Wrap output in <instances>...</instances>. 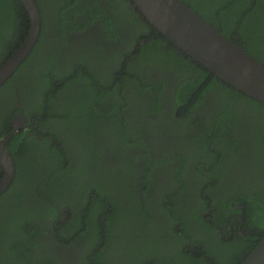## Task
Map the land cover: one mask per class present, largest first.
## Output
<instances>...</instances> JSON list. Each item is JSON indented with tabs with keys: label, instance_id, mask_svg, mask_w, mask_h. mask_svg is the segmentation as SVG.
I'll return each mask as SVG.
<instances>
[{
	"label": "trees",
	"instance_id": "16d2710c",
	"mask_svg": "<svg viewBox=\"0 0 264 264\" xmlns=\"http://www.w3.org/2000/svg\"><path fill=\"white\" fill-rule=\"evenodd\" d=\"M181 1L264 65V0H195L200 6L207 2L211 16ZM36 2L40 38L0 88L3 100L27 71L36 75L35 94L45 89L32 112L37 139L16 134L7 144L16 175L0 196V264H241L264 234V104L191 62L130 0H48L49 7L46 0ZM80 16L86 19L80 30L98 20L109 40H116L129 20L142 30L122 48L123 75L116 73L114 83L91 71L87 52L69 68L61 60L62 45L43 46L45 21L56 18L63 34L67 19L77 23ZM114 19L121 21L118 29L111 25ZM27 27L20 2L0 0V64L24 41ZM157 64L161 69L167 64L178 76L173 119H191L205 111L204 98L217 100L215 116L188 146L195 156L191 161L179 153L185 150H173V143L169 158H153L144 138L140 121L163 109V83L153 84L145 71ZM119 78L134 85L130 91H149L150 101L125 98ZM165 123L179 142L178 126ZM146 125L157 147V124ZM1 127L3 137L10 128L2 120ZM231 132L234 138H228ZM141 160L146 163L139 192ZM156 169L171 188L153 187L159 183L152 175Z\"/></svg>",
	"mask_w": 264,
	"mask_h": 264
},
{
	"label": "flooded vegetation",
	"instance_id": "af4514ba",
	"mask_svg": "<svg viewBox=\"0 0 264 264\" xmlns=\"http://www.w3.org/2000/svg\"><path fill=\"white\" fill-rule=\"evenodd\" d=\"M92 3V0H81V3ZM190 4H195L197 8L202 10L207 16H211L212 10L209 8L208 3H204L202 6L196 5L200 4L198 1L195 0H189ZM46 5L49 7L48 0H46ZM71 8L76 9V2L75 5H73ZM66 14H69L66 13ZM109 15V17H111ZM66 19V18H65ZM46 20V19H45ZM140 20V19H139ZM86 19L84 17H79V20L76 23V18L74 22H70L69 18L67 19L66 24V31L62 34L60 33V30H57V21L56 18H49L47 21L44 22V33L42 34V40H43V46L45 48L53 47L55 44L62 45L64 52L62 53L63 58L61 60H64L65 65L69 68L73 67V62L76 61V59L81 58L83 55V52H87L88 56L86 58V64L90 66L89 68L91 71L95 74H101L103 77V80L108 83H114L116 77V73L121 72V76L123 75V59L121 62H119L121 58V54L123 51L122 48L126 45H129V41L133 38L134 32L137 29V32H142L139 25L137 23H132L131 20L127 21L128 27L121 28V35L116 40H109L106 37V34L104 30L102 29V26L98 20H94L93 23L90 26H87L85 30H80L78 28L80 23H84ZM140 22L143 24L142 20ZM113 24H111L114 28L118 29L122 26L121 21L114 19ZM40 38V36H39ZM142 44V43H141ZM66 49V50H65ZM77 49V50H76ZM14 52V51H13ZM12 52V53H13ZM32 52V51H31ZM31 54V53H30ZM8 57L5 58V60ZM56 62V60H55ZM57 63V62H56ZM62 63V62H60ZM1 65V64H0ZM145 71H147V76H149L150 80H152V83L155 85H158V81H161L163 83L162 85V91L163 97H160L161 99L160 106L162 111L157 115H152L150 119H144L143 121H140V126L143 128V135L147 142V145L151 147L152 152L151 156L153 158H169L172 153L169 150L170 143H173L175 145V148L173 150L182 149L185 150V154L180 152L179 153L186 158H189V160H193L195 156L193 155L192 151L188 150V146L190 143H192V140L198 136L200 132L203 131V127L206 125V122L208 118L212 115V118L215 116L216 108H217V100L215 98H204L202 102V106L204 107L205 111L201 112L198 111V113L193 114L190 118L191 119H183V121H180V118L173 119L175 113H172L171 106L175 107V99H174V92L178 85V76L177 73L168 68L167 64H165V68L161 69L160 64L155 65V67H148L145 68ZM142 72V71H140ZM184 76H190L193 77L194 74L191 71L183 70L181 72ZM20 81L13 83V86L7 93H5L7 96L2 100L0 99V133L2 132L1 127V120L2 124H8V127L10 128L9 132H14V134L8 139V142L12 137H14L16 134H23V138H30L32 136H36L37 139V128L39 127V124L37 120L35 119V114L32 112L35 110V112L38 111L37 107V97H39L40 94H45L44 90L41 91L38 90L37 94H35V90H33L35 84H36V75L33 76V73L23 71L19 75ZM120 81L125 82V86L123 91L125 90V93L123 94L125 98L129 97H137L142 102H149L152 95L149 91L146 90H140V91H130L129 88L133 87L134 85L127 84L126 78H119ZM4 85V84H3ZM159 86V85H158ZM29 87V90L26 88ZM1 88V87H0ZM134 92V93H133ZM120 93V92H119ZM118 95V93H117ZM14 96V98H13ZM17 98V99H16ZM36 106L35 109L30 106ZM207 107H210V109L206 110ZM24 115L27 119L26 121V128H18L15 129V122L14 119L18 115ZM45 114V111H44ZM10 115V116H9ZM173 115V116H172ZM190 120H194L195 124L194 126L190 124ZM154 122L157 124V127L155 129V138L159 139L160 143L157 147L153 146V144L150 141V134L152 130H150L146 123ZM167 122H173L178 126V135L181 136L179 142H176V139H171V133L169 134L167 131L171 132V127L168 128ZM188 122L189 126L183 127L184 124ZM60 125H55L57 129H61ZM162 126V129L161 127ZM49 131V128L46 127L44 129V134H47ZM175 131V130H174ZM63 132V131H60ZM5 134V136L7 135ZM0 137V138H4ZM228 138H234L232 135V132L227 134ZM185 141V142H184ZM189 141V143H187ZM199 141H197L198 143ZM6 144V147L8 149V146ZM190 147V146H189ZM188 150V151H187ZM175 151V152H176ZM187 151V152H186ZM140 152L142 150L140 149ZM12 155V154H11ZM13 158V157H12ZM205 158L207 159V155H205ZM145 161L141 160L138 164V188L137 190L140 191L142 188L139 183V178L141 177L142 167L145 166ZM15 165V164H14ZM169 168L167 169L168 172L170 171V168L174 167V161L173 163L169 164ZM159 170V169H158ZM160 172V170H159ZM156 170L153 172V177L157 178L159 183H155L153 185L154 188L160 189V191L168 190L171 188L172 182L168 179L166 174L159 173ZM4 170L2 166L0 165V178L3 176ZM16 175V170H15ZM15 179V176H14ZM13 179V181H14ZM5 193V192H4ZM3 193V194H4ZM2 194V195H3ZM50 240L51 237H48ZM56 253L58 254H66L69 258L73 256L71 251H66L62 249H57Z\"/></svg>",
	"mask_w": 264,
	"mask_h": 264
},
{
	"label": "water",
	"instance_id": "95a60500",
	"mask_svg": "<svg viewBox=\"0 0 264 264\" xmlns=\"http://www.w3.org/2000/svg\"><path fill=\"white\" fill-rule=\"evenodd\" d=\"M28 17L26 37L0 65V87L27 59L40 36L41 15L36 0H18ZM141 16L191 62L199 65L243 95L264 104V65L239 44L224 36L181 0H130ZM15 129L26 128V117L18 115ZM14 132L0 138V196L15 176L14 160L6 144ZM239 208V207H237ZM241 264H264V234Z\"/></svg>",
	"mask_w": 264,
	"mask_h": 264
}]
</instances>
